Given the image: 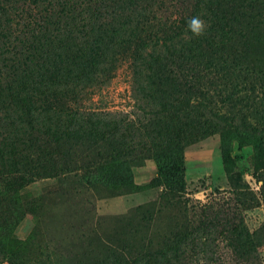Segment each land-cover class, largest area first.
<instances>
[{
  "label": "rangeland",
  "instance_id": "rangeland-1",
  "mask_svg": "<svg viewBox=\"0 0 264 264\" xmlns=\"http://www.w3.org/2000/svg\"><path fill=\"white\" fill-rule=\"evenodd\" d=\"M190 1L185 0L182 7L190 6ZM153 7L158 15L151 21L153 33L160 36L178 30L180 2L167 0ZM213 8L228 22L222 23L228 32L224 41L200 55L204 63L187 50L169 58L179 66L178 81L195 82L202 100L228 117L225 121L215 116L227 126L226 133L217 130L183 146V190L167 194L156 175L155 158L122 156L117 141L61 144L51 158L38 163L45 167L37 168L38 172L47 176L24 169L25 182L15 181L3 190L7 212L0 219L2 246L18 258L46 259L52 254L66 261L60 264H108L111 249L116 253L125 246L131 250L150 237L160 244L178 224L212 228L215 222L239 215L264 264V0H221ZM77 34L81 42L72 35H60L57 50L70 52L86 42L81 30ZM117 64L105 84L85 85L72 107L103 114L122 128L131 123L140 131L146 127L150 134L168 130L169 116L155 122L147 112L155 107L154 101L137 91L129 53L121 54ZM42 139L46 142L48 137ZM227 152L235 161L231 170L224 164ZM148 209L154 219L147 221ZM213 237L217 254L230 264L232 251L225 238L216 232Z\"/></svg>",
  "mask_w": 264,
  "mask_h": 264
},
{
  "label": "trees",
  "instance_id": "trees-1",
  "mask_svg": "<svg viewBox=\"0 0 264 264\" xmlns=\"http://www.w3.org/2000/svg\"><path fill=\"white\" fill-rule=\"evenodd\" d=\"M176 1L182 8L177 15L178 30L159 36L151 29V21L158 17L153 5L167 0H0V219L7 212L3 190L15 181L25 182L26 175L21 174L24 169L38 172L37 168H45L38 163L51 158L58 145L86 140L93 144L117 141L122 156L154 157L156 175L162 179L165 192L183 190V146L217 130L226 133L227 126L215 116L225 121L228 117L202 100L201 88L195 82L187 78L180 83L176 77L179 66L169 58L187 50L204 63L200 55L214 48L217 41H224L228 32L222 23L228 22L213 8L215 1L221 0H191L186 8L182 7L185 0ZM193 17L203 22L202 35H195L189 28ZM77 30L86 35V42L70 52L57 50L56 40L64 33L79 41ZM123 53L132 57L137 91L154 101L155 107L147 112L155 122L169 116L168 130L150 134L146 127L140 131L131 123L127 125L130 128H122L103 114L72 107L85 85L105 84ZM45 136L46 142L42 139ZM234 162L227 152L225 167L231 170ZM146 212L147 221L151 220L152 211ZM154 228L153 224L151 230ZM214 232L223 235L231 249L230 264H261L258 246L239 215L235 220L215 222L212 228L178 224L168 230L160 244L150 237L131 250L126 246L119 253L111 249L106 262L199 264L204 260L201 264H226L216 252ZM51 256L18 258L0 243V264L66 262L60 256Z\"/></svg>",
  "mask_w": 264,
  "mask_h": 264
},
{
  "label": "clouds",
  "instance_id": "clouds-1",
  "mask_svg": "<svg viewBox=\"0 0 264 264\" xmlns=\"http://www.w3.org/2000/svg\"><path fill=\"white\" fill-rule=\"evenodd\" d=\"M189 28L195 35L199 36L203 34L204 24L199 18L193 17L189 22Z\"/></svg>",
  "mask_w": 264,
  "mask_h": 264
}]
</instances>
